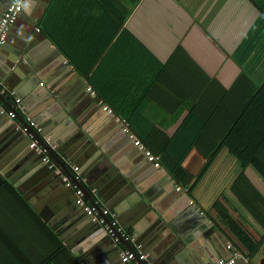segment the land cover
<instances>
[{"label": "crops", "instance_id": "1", "mask_svg": "<svg viewBox=\"0 0 264 264\" xmlns=\"http://www.w3.org/2000/svg\"><path fill=\"white\" fill-rule=\"evenodd\" d=\"M45 1H25L17 24L8 32L5 53L10 57L2 53L7 60L0 64V88L8 94H0L10 97L8 106L0 105L1 112L11 110L15 98H20L28 115L42 127V141L49 140L70 170L79 167L90 194L117 213L123 228L158 264L164 263L138 239L150 224L159 225L164 240H170L169 248L175 254L172 264H209L215 261L210 256L227 259L233 251L246 258L233 264H246L247 260L264 264L259 224L239 201L240 193L252 195L259 201V213H264V163L253 155L264 141L263 91L251 99L222 143L228 148L225 151L246 153L242 164L223 153L205 169L206 158L200 152L201 148L214 149L220 126H229L236 116V102L229 96L221 99L217 94L220 87L216 84L210 89L208 79L216 78L226 91L235 85L240 69L228 54L244 33L243 17L248 13L240 11L237 19L234 8L220 12L223 0H196L194 15L174 0H141L127 28L146 53L116 48L109 58L108 47L104 50L106 34L90 32L91 18H83L90 26L78 31L82 54L105 59L104 77L107 75L116 93L123 95L120 109L156 122L168 136L178 132L194 108L195 118L211 120L210 139L207 133L201 139L204 134L200 132L183 163L190 175L179 183L162 164L153 167L116 121L105 120L108 114L98 103L99 95L89 94L92 85L88 77L41 29L51 0L46 7ZM102 2L108 6L107 0ZM4 10L0 1V17ZM7 125L0 127V264H127L121 261L114 243H103L104 235L110 238L103 228L99 238L98 232L92 236L82 232L81 227L88 230L96 224L84 212L77 224L71 217L57 218L53 206L57 208L64 200L79 210L74 190L60 193L57 188L54 193L44 188L46 166L41 155L32 151L30 134L23 132L25 138L20 139ZM188 134L196 140L199 131L189 129ZM29 157L43 167L37 170ZM52 160L61 169L62 178H71ZM241 167L244 174L239 176ZM113 168L119 174L115 180ZM199 178L197 202L190 188ZM49 191L48 196L43 193ZM117 247L126 248L122 244Z\"/></svg>", "mask_w": 264, "mask_h": 264}, {"label": "trees", "instance_id": "2", "mask_svg": "<svg viewBox=\"0 0 264 264\" xmlns=\"http://www.w3.org/2000/svg\"><path fill=\"white\" fill-rule=\"evenodd\" d=\"M174 1L182 7L184 5L193 15L195 14L193 4L196 0H189V2L188 0ZM107 2L108 6H104L102 0H51L41 22V29L69 61L83 75L88 77L90 84L97 91L99 97L108 103L117 114L125 116L129 120L137 136L154 154L160 156L161 164L175 176L179 183H183L190 175L183 163L191 148L196 145V141H199V135L202 132L204 135L201 136V139L206 138L207 131L212 128V122L205 118H195L196 108H194L193 113L183 121L178 132L173 136H168L162 129L158 128L156 122L141 119L139 116H131L130 112L119 108L123 95L116 93V88L110 85L107 75L104 77L102 65L105 59L100 61L99 55L93 57L82 54L83 48L81 41L78 40L80 37L78 31L84 32L91 24L90 29H88L90 32L105 33L106 44L104 50L108 47L107 58L112 55L116 48H127L128 51L130 48H135L138 52L142 50H144L142 52H145L144 46L127 28L129 19L141 0H107ZM233 8L237 12V19L240 18V11L245 10L248 13V17H243L246 25L241 30L244 33L238 40V44L228 54L229 58L239 67L240 73L234 83L235 85L229 91H226L214 77L208 79V84L210 89H212V85L218 84L220 91L217 94L221 99L229 96L236 102V116L229 121V126L226 123L224 129L220 126L221 134L218 141L214 142L216 143L214 149H200L201 154L206 158L207 165L205 169L217 158H221L223 153L229 154L230 158L233 157L238 164H242L241 162L244 160V154L246 153L244 151H225L227 146L222 145V143L233 125L239 122L251 99L258 91L264 93V0H223L219 10L222 13H227ZM85 15L91 18L90 24L86 19H83ZM239 21L243 22V20ZM154 64L161 66L157 60ZM143 93H145V89ZM189 129L199 131L196 140H194L195 136L190 138ZM207 134V138L210 139L211 135ZM219 146H221L220 150H218ZM253 155L264 163V141L253 152ZM249 165L251 166V164ZM251 167L254 172H257L253 166ZM243 174L244 169L242 168L239 176ZM200 181L201 178L190 188V192H193L192 194L197 202L200 201L198 198L200 196L196 193V187ZM240 198L239 201L243 204L242 207L247 206L253 213L252 215L259 224L260 232L264 238V213H259V201L252 195L249 198V194L240 193ZM263 206L264 199H261V208ZM205 209L207 208L205 207Z\"/></svg>", "mask_w": 264, "mask_h": 264}, {"label": "built area", "instance_id": "3", "mask_svg": "<svg viewBox=\"0 0 264 264\" xmlns=\"http://www.w3.org/2000/svg\"><path fill=\"white\" fill-rule=\"evenodd\" d=\"M25 1L26 0H11L10 4L3 11L0 17V46L5 43L11 26L14 25L20 13L23 11ZM88 91L91 96H98L97 91L92 86H88ZM0 92L6 93V89L0 88ZM6 94H8V92ZM98 103L104 112L113 116L122 131L133 141L134 145L144 152L147 160L157 167L160 166V156L154 154L137 136V134L133 131L129 120L117 114L113 108L100 97L98 99ZM18 115H21L24 118L27 125L16 121V127L22 132L30 134L32 138L30 147L36 154L41 155L43 162L47 164L50 169H54L57 173L59 171L58 174H61V169L58 168L50 156V151L54 149V146L49 143V140L44 142L46 145H42L37 141V139H35L31 129L40 134L42 132V127L35 119L28 115L27 110L22 104V100L20 98H15L13 109L7 112V116L15 120ZM72 172V178L63 176V179L67 186L74 190L76 207L81 209L92 222L102 227L116 246H121L122 241L130 244L129 248H120L121 261L127 264H158L150 258V255L145 252L142 245L136 243L135 238L123 228V226L119 223L118 215L115 211L104 206L101 201L98 200L96 195L91 194L94 201H88L86 191L83 187L85 179L80 172L79 167L73 166ZM190 202L191 204H194L193 200H190ZM200 213L203 214L204 212L201 210ZM237 256L238 254L235 253L227 259H220L209 264H233Z\"/></svg>", "mask_w": 264, "mask_h": 264}, {"label": "water", "instance_id": "4", "mask_svg": "<svg viewBox=\"0 0 264 264\" xmlns=\"http://www.w3.org/2000/svg\"><path fill=\"white\" fill-rule=\"evenodd\" d=\"M0 1H1L2 5H3V9H5L10 4V2H11V0H0ZM29 1L30 0H26V4H29ZM49 1L50 0L45 1L46 3L43 2V6L46 7L47 4L49 3ZM20 14H22V12ZM15 24H17V23H15ZM11 29L12 28H10V30ZM7 41L8 40H6L5 43H3L0 46V64H1V61L7 60L6 57L8 55L10 57V53H8V54L5 53V48H7V44H8ZM19 49H21V48H19ZM59 52L61 53L60 50H59ZM2 53L4 55H6V57H4V55ZM9 97H10L9 95L3 96V95L0 94V105L3 104V105H7L8 106L9 105V103H8ZM12 109H13V107L11 108V110ZM7 112H8V110L7 111H4V112H1V106H0V127L1 126H4L5 123H7L8 124L7 126L9 127V129H7L8 131L14 132V133L17 134V136L20 137V139H24L25 137H23V132H21L19 129H17L16 124L13 123L14 120L7 116ZM103 115H105V113ZM105 116H106V119L105 120H111V122H113V123L115 122L113 116H111V115H105ZM15 121L21 122L22 124L27 125L26 122H25V120H24V118L21 115H18L16 117ZM31 132L34 135L35 139H37V141L40 144L46 145L42 141L41 137L39 136V133L34 132L32 129H31ZM32 151H34V150H32ZM50 153L52 155V158L60 166H62L63 169L65 170V172L72 178L73 177V172H72V170L69 169V166L66 163H64V162H62L60 160V158L57 156V154H56V152L54 150H51ZM28 159L33 160L35 162L34 163V166L38 168L37 170H39V169H41L43 167V165L41 167V164L38 163V161H36L35 159H32V157H29ZM151 164H152L153 167H156V168H160L161 167V166H158L157 167L153 163H151ZM44 166H46L44 168V173H43V179H45L44 180V188L47 187L49 189H53V192L58 188V190H59L60 193H62V191L63 192L64 191H67L68 192V190H71L72 189L69 186L66 187L65 181L63 180L62 176H60V174H57L54 169H50L48 167V165L45 164V163H44ZM111 171H113V172L116 173V176H113L114 177L113 180H115V178H117L119 176L118 169L113 168V169H111ZM103 178L106 179L107 176H104ZM59 184H62V186H60V188L58 187ZM95 186L97 188L100 187V182L95 183ZM83 187H84V189L86 191V195L88 196L89 201L93 202L94 201L93 200L94 198L90 194L88 188L85 187V186H83ZM41 188H42V185H41ZM177 191L180 192L181 189L178 188ZM100 192H101V194L105 198H107V196L101 190H100ZM43 193L46 196H48L50 194V191H49V193H47V192H43ZM43 193H42V195H43ZM54 193H56V191ZM51 204H52V202H50V205ZM53 207H54V210L57 211L56 213H57V218L58 219L63 218V217H66V218L71 217V221H74V223L77 224L79 222L80 218L82 217L81 214L83 213V211L81 209H79V210L76 211V208L75 207L73 209V205H72V203L69 200H64L61 203V205H58L57 208H55V206H53ZM116 209H118V208H116ZM90 226L91 227L88 230L86 228H84V227H81L82 232H83V230H86L87 233L89 235H91V236L93 235L92 232L94 233V235H96V233L98 232L97 233L98 238L100 237V235L102 236V233L104 232V229H102V227L98 226L97 224H91ZM158 227H159V225H156V224H150V225H148L146 227V229L144 230L145 232L142 235H140L138 239L142 243H144V245L146 244L147 247L148 246L150 247V250L149 251L151 252V255L152 256L159 257L164 264H172V263H174V260H172V259H173V255L175 256V254L173 253L174 250H172L171 248H169V245H171V242H170V240H168V241L167 240H164V236H163L162 233H160V229ZM101 229L103 230V232H101ZM105 234H107V233H105ZM104 236H105V239H104V237L102 238V239H104L103 243H105V242H107L109 244L114 243L112 241V239L108 238L107 235H104ZM121 244L124 245V246H126V247H128V248L130 247V244L127 243V242L122 241ZM115 247H116V249H118V251H120L119 250V247H117V246H115ZM218 247L220 249L223 248L221 246H218ZM235 253L238 254L237 258H235V262L245 261L246 260L245 256L242 255L241 253H238L237 251H233L232 254H235ZM210 260L218 261L220 259H219V257L217 258V257H214V256H210ZM210 260H207V261H210ZM246 264H252V263H251L250 260H247Z\"/></svg>", "mask_w": 264, "mask_h": 264}]
</instances>
